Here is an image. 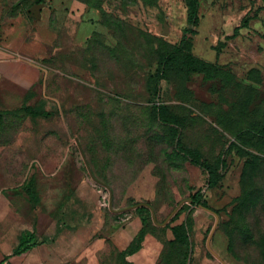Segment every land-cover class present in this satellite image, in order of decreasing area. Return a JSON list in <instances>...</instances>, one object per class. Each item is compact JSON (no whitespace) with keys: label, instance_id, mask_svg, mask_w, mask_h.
Masks as SVG:
<instances>
[{"label":"rangeland","instance_id":"obj_1","mask_svg":"<svg viewBox=\"0 0 264 264\" xmlns=\"http://www.w3.org/2000/svg\"><path fill=\"white\" fill-rule=\"evenodd\" d=\"M198 16L187 0H0V197H29L26 228L34 211L120 226L88 163L114 209L159 223L199 193L212 249L264 264V0H198ZM179 220L190 244L165 258L223 264L217 217L188 202Z\"/></svg>","mask_w":264,"mask_h":264},{"label":"crops","instance_id":"obj_2","mask_svg":"<svg viewBox=\"0 0 264 264\" xmlns=\"http://www.w3.org/2000/svg\"><path fill=\"white\" fill-rule=\"evenodd\" d=\"M28 198L0 197V264H108L109 253L115 264H120L119 257H124L126 264H180V260L165 258V245L175 243L171 227L183 221L170 228L156 225L154 220L145 224L137 209L129 210L121 213L123 222L109 234L108 222L101 216L92 224H76L34 211L26 228L29 213L20 204L27 205ZM25 232L34 233L37 244L17 253ZM194 264L216 263L203 258Z\"/></svg>","mask_w":264,"mask_h":264},{"label":"trees","instance_id":"obj_3","mask_svg":"<svg viewBox=\"0 0 264 264\" xmlns=\"http://www.w3.org/2000/svg\"><path fill=\"white\" fill-rule=\"evenodd\" d=\"M187 4H188V8H189V21H192L193 19L198 21L199 20L198 0H187ZM238 28L239 27H237L236 29H238ZM198 34H199V32L195 31L194 33H192L191 36L194 37V36H197ZM186 40H187V38L185 37L183 39L182 43L185 44ZM194 60L199 61L200 59H194ZM25 111L27 113L31 114L32 116H38L41 114V110H39L37 108H32V107L26 108ZM164 122H168V121L164 120ZM27 193L31 197L34 198L35 193L33 192L32 185L28 187ZM190 201L194 204H198L201 207L215 213V211H213L206 203H202L201 196L199 193L195 194L190 199ZM137 212L140 214V216L142 217L145 224H147L149 221H151V223H153V218L151 216H149L147 209L139 208V209H137ZM172 222H174V221H172ZM172 222L170 221L166 227L170 228V226H171L170 224H172ZM171 230L173 231V233L175 235V238H176L175 243L176 244L185 245L187 247L189 246V244H190L189 232L186 231L187 229H186V226L184 224L171 227ZM144 232L145 231L143 230L142 233L140 234L139 241L142 240V238L144 236ZM36 244H37V239H36L35 234L31 233V232H25L21 236V243H20L19 249L17 250V253L25 252V251L31 249L32 247H34ZM135 249L136 248L134 247L133 249H131V251H134ZM119 258H120V264H126L124 257H119Z\"/></svg>","mask_w":264,"mask_h":264},{"label":"water","instance_id":"obj_4","mask_svg":"<svg viewBox=\"0 0 264 264\" xmlns=\"http://www.w3.org/2000/svg\"><path fill=\"white\" fill-rule=\"evenodd\" d=\"M168 26H166L165 27V30H164V32H163V35H168ZM87 162V161H86ZM87 166H88V169H89V171H90V173H91V175H92V177H93V179L96 181V182H98L99 184H101V185H103V186H105V187H107L109 190H110V193H111V198H110V202H109V207H110V210L111 211H113L114 213H116V214H120V213H124V212H126V211H129V210H136V209H139V208H141V207H149L150 209H151V211H152V217H153V220H154V222H155V224L156 225H159V226H166L171 220H172V218L174 217V215L177 213V211L185 204V203H188V202H191L190 200H187V201H184V202H182L178 207H177V209L172 213V215L164 222V223H159L158 221H157V217H156V213H155V211H154V209L150 206V205H148V204H139V205H136V206H133V207H129V208H126V209H122V210H117V209H114V206H113V193H112V191H111V189H110V187L108 186V185H106L105 183H103V182H101V181H99V180H97L96 178H95V176L93 175V172H92V170H91V168H90V166L88 165V163H87ZM208 211H210V210H208ZM211 213H213L216 217H217V223H216V225H215V227H214V229H213V231H212V233H211V235H210V238H209V240H208V248H209V250H210V252L219 260V261H221L223 264H227L213 249H212V247H211V240H212V238H213V236H214V234H215V232H216V229H217V227H218V223H219V218H218V216H217V214H215L214 212H212V211H210Z\"/></svg>","mask_w":264,"mask_h":264}]
</instances>
